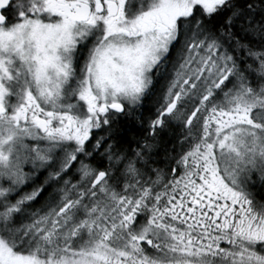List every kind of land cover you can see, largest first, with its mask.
Instances as JSON below:
<instances>
[{
  "label": "snow or ice",
  "instance_id": "snow-or-ice-1",
  "mask_svg": "<svg viewBox=\"0 0 264 264\" xmlns=\"http://www.w3.org/2000/svg\"><path fill=\"white\" fill-rule=\"evenodd\" d=\"M0 264H264V0H0Z\"/></svg>",
  "mask_w": 264,
  "mask_h": 264
},
{
  "label": "trees",
  "instance_id": "trees-1",
  "mask_svg": "<svg viewBox=\"0 0 264 264\" xmlns=\"http://www.w3.org/2000/svg\"><path fill=\"white\" fill-rule=\"evenodd\" d=\"M132 132H133V133H137V129H136V128H133V129H132ZM137 134H138V133H137Z\"/></svg>",
  "mask_w": 264,
  "mask_h": 264
}]
</instances>
